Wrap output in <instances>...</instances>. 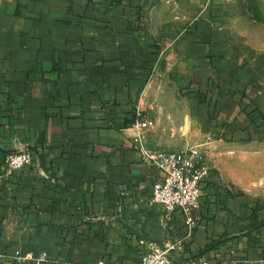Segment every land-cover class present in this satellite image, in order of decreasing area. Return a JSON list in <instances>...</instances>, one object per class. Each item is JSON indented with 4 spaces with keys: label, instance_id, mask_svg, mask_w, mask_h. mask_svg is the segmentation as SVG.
<instances>
[{
    "label": "crops",
    "instance_id": "0c3cea01",
    "mask_svg": "<svg viewBox=\"0 0 264 264\" xmlns=\"http://www.w3.org/2000/svg\"><path fill=\"white\" fill-rule=\"evenodd\" d=\"M251 2L257 13L244 0H0V175L9 155H35L0 183V264H139L180 239L178 263L260 264L264 0ZM169 86L185 111L168 108ZM138 109L155 114L149 148L186 147L162 133L168 117L207 148L190 237L152 201L165 174L134 141Z\"/></svg>",
    "mask_w": 264,
    "mask_h": 264
},
{
    "label": "built area",
    "instance_id": "2783aa9c",
    "mask_svg": "<svg viewBox=\"0 0 264 264\" xmlns=\"http://www.w3.org/2000/svg\"><path fill=\"white\" fill-rule=\"evenodd\" d=\"M136 115L135 127L138 133L134 141L139 146L144 161L159 168L165 174L162 180L154 184L152 201L162 205L169 220L176 213L181 214L188 228V237H190L197 224L196 211L200 207L202 184L211 176L212 168L197 149L168 151L148 148L144 143L143 133L152 126V118L148 112L141 109L137 110ZM34 161L35 155L30 150L9 155L2 168L0 183L3 179L9 178L14 171L32 165ZM181 243H183L181 239L172 243L169 242L165 246L152 243L143 254L139 264H215L210 261L196 260L178 263L173 252ZM16 258L18 260L34 259L32 256H20L19 253ZM45 260L46 254L35 259L37 264H41ZM259 263L264 264V258ZM96 264L107 263L99 261Z\"/></svg>",
    "mask_w": 264,
    "mask_h": 264
},
{
    "label": "rangeland",
    "instance_id": "374dc122",
    "mask_svg": "<svg viewBox=\"0 0 264 264\" xmlns=\"http://www.w3.org/2000/svg\"><path fill=\"white\" fill-rule=\"evenodd\" d=\"M244 1H245V5H247L246 9L252 11L253 13L254 12L257 13V11L261 9L260 7L255 6L254 5L255 4L254 2H251L253 0H244ZM261 2H263V1H261ZM252 19H255V20L258 19V22H262L261 23V26L264 25V15H263V13H261L259 16H257V15L254 16ZM158 25H161V24H158ZM174 25H176V24H173V23H170L169 24L170 27H172ZM261 41L264 42V39L261 40ZM166 95H167V97L170 98V103L168 104V108L170 109V111L176 112L177 114L179 112L185 111L184 108H182V106L180 105L179 99L177 98L178 97V94L176 92L175 87L174 88L171 87V86L167 87V89H166ZM152 110L153 109H148V111H146V112H148L150 114V116L152 118V121H153L152 125H154L155 124V118H154L155 114H153L154 111H152ZM159 110H162V109L160 108ZM161 122L162 123H161L160 126L162 127V130H163L162 133L164 134L165 132H168V134H166V133L164 134V136L166 138H169L170 140L171 139H174L177 142L178 141H180V142L183 141L185 143L184 145H186V147H184L183 149H178V151H184V150H190V149H197L198 151H200V153L203 156L204 160H206V162H209V159H208L209 158V153L206 150L207 148L206 147H203L204 148V150H203V148L201 147V145L198 144L199 141L197 139V136L195 137L194 135L189 134L188 132L181 133V134L177 132V128H175L176 127L175 124H177L178 119H170V117H168L167 124H165V120H163ZM187 124H188V122H187ZM143 138H144V143L146 145H148V143H147V141H146V139L144 137V134H143ZM206 138H207L206 136H202V141H204V139H206ZM195 139H196V141L193 143L192 141L195 140ZM189 141L191 142L190 143L191 145H189ZM155 150H159V149H155Z\"/></svg>",
    "mask_w": 264,
    "mask_h": 264
}]
</instances>
